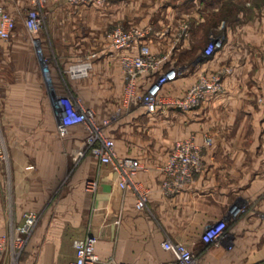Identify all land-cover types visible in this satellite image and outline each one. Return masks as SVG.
I'll list each match as a JSON object with an SVG mask.
<instances>
[{"label": "crops", "instance_id": "crops-1", "mask_svg": "<svg viewBox=\"0 0 264 264\" xmlns=\"http://www.w3.org/2000/svg\"><path fill=\"white\" fill-rule=\"evenodd\" d=\"M200 1L107 0L76 7L44 0L38 46L24 26L15 29L11 43L0 39V129L10 153L9 170L0 164V235L24 212L40 213L21 264H69L73 240L88 234L97 237L100 258L113 257L119 264H166L175 254L162 247L164 240L186 244L199 264H264V4L237 0L251 6L222 21V46L204 57L206 44L199 42L211 23L199 11ZM30 6L31 0H0V9L17 21ZM119 21L148 29L144 42L151 52L167 54V64L177 66V78L164 94L181 95L200 74L223 68L221 94L192 110L167 105L156 115L146 114L142 105L121 103L119 52L107 35ZM92 53L88 76L65 74L67 66ZM153 78L141 76L138 82L146 87ZM69 94L98 120L124 109L104 131L119 156L143 164L135 178L150 189L144 209L136 208L130 189L119 187L111 166L90 154L79 157L86 134L81 125L58 134L56 109ZM189 135L201 147L202 170L180 193L166 197L159 168L174 144ZM94 178L98 188L92 193L84 181ZM61 183V193L51 201ZM236 204L245 210L228 221L225 238L204 243L205 226Z\"/></svg>", "mask_w": 264, "mask_h": 264}, {"label": "built area", "instance_id": "built-area-1", "mask_svg": "<svg viewBox=\"0 0 264 264\" xmlns=\"http://www.w3.org/2000/svg\"><path fill=\"white\" fill-rule=\"evenodd\" d=\"M44 0H31L27 10L24 25L32 35L36 46L40 43L41 9ZM71 6H91L105 3L107 0H59ZM186 30V23L181 24ZM16 19L10 13L0 9V39L7 41L15 35ZM148 29L130 26L123 28L116 26L109 32L112 47L119 52V63L124 76L122 102L127 107L142 105L146 114L156 115L163 113L167 105L174 106L181 111H188L200 107L210 96L221 94L223 91V77L227 70L220 68L211 72H204L181 95L171 96L163 93L164 87L176 80L179 70L173 66L164 68L167 54L159 55L151 52L148 44L144 42ZM220 36H210L203 56L213 55L222 46ZM96 53L89 57L70 64L66 73L71 78L88 76L92 68ZM154 76L153 80L142 87L138 79L141 76ZM57 131L63 137L68 134L69 128L81 125L85 130V144L79 157L90 154L97 158L99 164L111 166L116 174L120 188L130 189L136 197L135 206L138 210L145 208L150 189L142 182L136 180V174L143 169V164L132 156H119L115 150V141L106 135L104 129L110 121H98L93 110L80 105L72 97L65 96L60 99L56 109ZM207 142L211 141L206 137ZM0 163H8V154L5 145L0 141ZM5 164V165H6ZM160 190L166 197L180 193L189 184L195 175L202 170V150L195 142V136L189 135L177 141L170 150L165 162L160 166ZM84 188L95 193L98 180L87 179ZM94 210V208H93ZM244 208L234 205L223 218L205 226L201 238L204 243H217L225 238V228L229 220L237 217ZM40 219L37 211H26L21 221L9 225V232L0 235V264L5 261L8 254L9 264H16L21 254L26 250L29 240ZM116 223L119 222L117 219ZM97 237L88 234L83 238L73 240L74 259L69 264H119L113 257L100 258L95 250ZM162 247L174 252V258L166 264H199L193 251L183 242L164 240Z\"/></svg>", "mask_w": 264, "mask_h": 264}, {"label": "rangeland", "instance_id": "rangeland-1", "mask_svg": "<svg viewBox=\"0 0 264 264\" xmlns=\"http://www.w3.org/2000/svg\"><path fill=\"white\" fill-rule=\"evenodd\" d=\"M228 1V0H227ZM233 3L232 4V8L231 10L233 9H237L236 10V14L239 13V12H246L247 9L249 8V6H251V4H248V3H245L243 1H237L235 0L234 2H231ZM263 4H264V0H263ZM198 7H199V11L201 13H207L208 16H209V20L207 21L208 23H211V25H209L208 27V31H207V34L206 36L204 37V39H200V42L199 44L201 43L202 44H207L208 43V40L210 38V36H219V34H221L222 32V29H223V22H226L231 20V19H234L235 18V13L234 12H231V14H228L227 16L223 17V12L225 11L224 9V5H225V2L221 3V2H218L216 0H201L199 3L196 4ZM30 8V7H29ZM27 8L26 10H24V12H22V20H16V29L19 27V26H24V18H25V15H26V12L27 10L29 9ZM233 9V10H234ZM222 12V13H221ZM222 14V15H221ZM218 17H219V20H218ZM122 26L123 28H128L129 26L126 27V24L122 21H119V22H115L113 23L108 29H107V35L109 34V32L112 30V28L116 27V26ZM206 27H207V24H205ZM133 26V25H132ZM26 28V27H25ZM44 28H45V23H44V15L43 13H41V30H40V36L42 37L43 36V31H44ZM219 28V29H218ZM26 33L28 35V38H30V41L32 42V35L30 34V32L26 29ZM12 38L5 41L6 43H11L12 42ZM203 42V43H202ZM200 45V46H201ZM160 55V54H159ZM2 57V56H0ZM47 61L50 62V58L49 57H46ZM73 64V63H71ZM172 65H169L167 64V62L164 63V68H168V67H171ZM68 67V66H67ZM66 67V68H67ZM173 67H177V66H173ZM66 68H65V72H66ZM62 69V67H61ZM67 76H69V74L65 73ZM123 74V73H122ZM73 79H77V78H73ZM123 88H124V76H123ZM68 97L71 98L72 100V97L77 100L79 102V98L76 97V95H72V94H69L67 95ZM122 96H123V89H122ZM80 103V102H79ZM121 103H122V100H121ZM140 105V104H139ZM126 110V109H125ZM124 111V109H121V107H117L116 108V111H115V114L114 115H111L105 119H108L111 122H113L114 120H118L119 118H121V113ZM103 119V120H105ZM98 120V119H97ZM102 119L101 120H98L99 122L100 121H103ZM0 127H1V115H0ZM0 141H2L5 145V148L7 150V154H8V163H3V164H6L7 165V170H9V166H10V153H9V149L6 145V140H5V136H4V131L0 129ZM1 164V163H0ZM77 165V163L75 164H72V166L69 167L68 171H71V170H74V167ZM66 180V179H65ZM62 188H63V184L61 183L58 188L53 192V195L51 196V201H53L54 199H56L59 194L61 193L62 191ZM242 206V205H240ZM245 210V206H242ZM11 224L12 225H16L13 223V221L11 220ZM37 226V225H36ZM9 227V226H8ZM9 232V228L7 230V234ZM30 241V240H29ZM22 257H23V254H21L20 258L17 260V263L16 264H21L22 263ZM4 264H9V260H8V254L5 255V261H4Z\"/></svg>", "mask_w": 264, "mask_h": 264}, {"label": "trees", "instance_id": "trees-1", "mask_svg": "<svg viewBox=\"0 0 264 264\" xmlns=\"http://www.w3.org/2000/svg\"><path fill=\"white\" fill-rule=\"evenodd\" d=\"M232 4L233 3H231L230 0H228V1L226 0L225 5H224L225 11L223 13L221 12L223 14V17L227 16L228 14H231V12H234V13L236 12L237 9H234V7H233L234 10L233 9L231 10Z\"/></svg>", "mask_w": 264, "mask_h": 264}]
</instances>
